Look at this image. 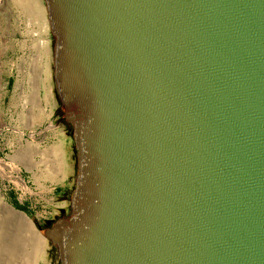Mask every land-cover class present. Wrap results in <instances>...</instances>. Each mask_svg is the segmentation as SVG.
<instances>
[{"label":"water","instance_id":"1","mask_svg":"<svg viewBox=\"0 0 264 264\" xmlns=\"http://www.w3.org/2000/svg\"><path fill=\"white\" fill-rule=\"evenodd\" d=\"M42 1L75 167L52 259L264 264V0Z\"/></svg>","mask_w":264,"mask_h":264},{"label":"rangeland","instance_id":"2","mask_svg":"<svg viewBox=\"0 0 264 264\" xmlns=\"http://www.w3.org/2000/svg\"><path fill=\"white\" fill-rule=\"evenodd\" d=\"M35 3L43 15L34 8L28 10ZM51 45L42 0H0V203L4 201L25 213L31 220V231L37 232L28 236L43 238L36 262L32 261V248L26 246L20 252L32 258L24 262L16 257L13 264H57L52 259V246L38 225L44 226L52 221L49 217L56 219L61 213L55 209L50 216H35L51 211V205L44 195H41L44 201L37 202L33 184L26 181L30 171L48 179L58 172L64 174L67 167L69 175L61 187L62 197L72 188L75 175L73 140L66 123L58 120L61 108L53 92ZM62 134L67 138L65 147L59 138ZM52 150L55 153L48 157ZM60 202L68 213V201ZM2 210L0 204L1 220ZM12 222L16 224L15 220Z\"/></svg>","mask_w":264,"mask_h":264},{"label":"bare ground","instance_id":"3","mask_svg":"<svg viewBox=\"0 0 264 264\" xmlns=\"http://www.w3.org/2000/svg\"><path fill=\"white\" fill-rule=\"evenodd\" d=\"M32 3L34 2L32 1ZM27 4H29V2ZM33 8L35 11L43 15V10L41 11V8H39L36 3L32 7L28 6V10H32ZM0 204L3 208L2 213L4 215L3 220L0 219V264H13L16 257L24 262L26 259L29 260L33 257L32 261L36 262L43 238L35 236L37 232L35 233L34 231H31L29 227L31 220L23 212L16 211L4 201ZM11 220H15L16 224L14 225L13 222V224H11ZM10 228L13 230L9 231L8 229ZM31 232L35 233L32 237L30 235L28 236ZM26 246L30 247V249L32 248V257L30 255L25 256V253L23 255L21 254V249L24 250L23 247Z\"/></svg>","mask_w":264,"mask_h":264},{"label":"crops","instance_id":"4","mask_svg":"<svg viewBox=\"0 0 264 264\" xmlns=\"http://www.w3.org/2000/svg\"><path fill=\"white\" fill-rule=\"evenodd\" d=\"M42 26L40 25V27H42ZM33 108L39 109L36 106L33 107ZM40 108H41V106H40ZM57 134H60V133L57 132ZM54 137L56 138V135ZM57 137H58V135H57ZM59 138H60V142H61L62 146L65 147V144H66V141H67L66 135H64V134L59 135ZM53 152L55 153V151L52 150L48 154V157L51 154L53 155L54 154ZM44 160H46V159L44 158ZM47 161H48V159H47ZM33 172L34 171H30V173H29L30 177L26 181L27 182L30 181L31 184H33V188L35 190V194L37 195L36 196L37 197V202L44 201V198H42L41 195H44L47 198H49L50 205H51V211L53 212L52 213L51 211H48V212L42 211L39 214H35V216L36 217L50 216V215L54 214V210L55 209H61L62 208V205H61V202H60L61 199H62V197H61V195H62L61 187L65 184V182L67 180V176L69 175L67 167L64 168V174L58 172L57 174H54L53 177H51V178L48 177V179H46L45 177L38 176L37 174L34 175ZM35 172H38L37 169H35ZM42 186H44V188Z\"/></svg>","mask_w":264,"mask_h":264},{"label":"flooded vegetation","instance_id":"5","mask_svg":"<svg viewBox=\"0 0 264 264\" xmlns=\"http://www.w3.org/2000/svg\"><path fill=\"white\" fill-rule=\"evenodd\" d=\"M60 113V114H59ZM58 120L59 121H64L65 123H66V128H67V122H66V120H65V117H64V113L62 112V110L60 109V112H58ZM69 191H67V192H65L64 193V196L62 197V199H64L65 201H67V197H68V195H69ZM61 199V200H62ZM59 212L61 213V215L59 216V217H62V216H64V215H66L67 214V212H65V210H63L62 208L61 209H59ZM58 217V218H59ZM58 218H56V219H58ZM56 219H52V217H49V220H52V221H50V222H48V223H46V224H44V226L43 225H38L39 227H40V229L42 230V229H45V228H48V227H50V225L56 220Z\"/></svg>","mask_w":264,"mask_h":264}]
</instances>
